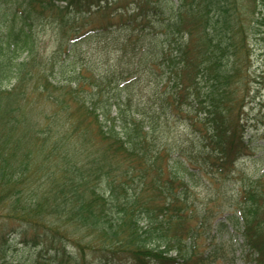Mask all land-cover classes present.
<instances>
[{"label":"trees","instance_id":"16d2710c","mask_svg":"<svg viewBox=\"0 0 264 264\" xmlns=\"http://www.w3.org/2000/svg\"><path fill=\"white\" fill-rule=\"evenodd\" d=\"M123 1L0 0V264H264V177L224 191L253 149L264 0ZM39 26L60 37L54 77ZM90 40L118 63H79Z\"/></svg>","mask_w":264,"mask_h":264},{"label":"rangeland","instance_id":"374dc122","mask_svg":"<svg viewBox=\"0 0 264 264\" xmlns=\"http://www.w3.org/2000/svg\"><path fill=\"white\" fill-rule=\"evenodd\" d=\"M142 2H144V0H124L121 3L112 6L110 10H133L135 9L136 4ZM100 16L105 17L100 14L91 16L92 19H90V21L92 22V27H100L106 23V21L104 22ZM34 30L39 56L38 62L40 63V66L37 68H41L38 75H40L48 65V74L54 77L56 76L55 72L58 69L52 68L54 62L53 57H56L57 55L60 37L53 30V26H45V28L39 26ZM249 40L253 49L251 73L255 84H252V90H254L253 95H251L247 101V103H249L247 104L245 120L248 128L247 137L252 140L253 149L248 157L240 161L237 168L238 173L234 176V180H230L227 189L224 190L225 192L228 191L230 196L240 190L238 189V186L242 185L244 180L251 179L254 181L260 177H264V34H253ZM101 42L102 41L93 42V40H90L88 42L81 43L77 47V61H80L79 63H81V58H85L90 60L92 64L98 62L102 69H108L110 66L109 64L113 65L118 63L119 58H117L118 55L116 56L117 52H112V56L105 55V48H103L104 45L102 46L99 44ZM25 56L26 54L23 55V57ZM59 78L60 77L57 79ZM34 83H36V80H34ZM6 85H8L9 89H12L14 82L10 84L6 83ZM259 89H261V92ZM27 104H31L32 107H36L35 118H37V120L41 114L40 112H43L44 115L46 112H49L51 108V106L47 104L46 100L39 95L30 96V102ZM43 115L41 116V122H44ZM215 186L218 187L219 184ZM200 191L201 197L205 203L213 196L211 195L213 192L205 189L204 187H201ZM222 203L223 201L220 200L217 204L210 203L211 208L218 211V206L222 207ZM225 209H227V207H225ZM17 242L18 240L14 237L11 241V243H13L12 247L10 243V251L12 252L8 254V259L12 258V253H14V257L22 255L20 252V245L19 247L14 248ZM73 250L75 249L73 248ZM240 253L241 251L238 254ZM30 254L31 251L23 256V259H27ZM237 264H242V261L238 260Z\"/></svg>","mask_w":264,"mask_h":264}]
</instances>
